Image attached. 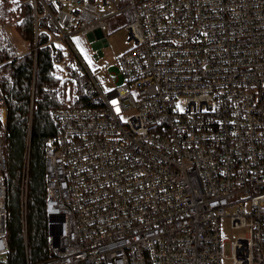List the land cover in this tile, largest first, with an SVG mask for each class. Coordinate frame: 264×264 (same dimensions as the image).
Here are the masks:
<instances>
[{"label": "built area", "instance_id": "1", "mask_svg": "<svg viewBox=\"0 0 264 264\" xmlns=\"http://www.w3.org/2000/svg\"><path fill=\"white\" fill-rule=\"evenodd\" d=\"M120 1L0 0V53L60 48L56 75L73 70L86 97L51 112L48 255L25 264H221L225 219L232 264H264V0ZM25 2L34 43L19 52L9 28L19 34ZM116 26L131 46L90 69L70 37L88 35L101 56ZM6 119L0 88V255Z\"/></svg>", "mask_w": 264, "mask_h": 264}, {"label": "trees", "instance_id": "2", "mask_svg": "<svg viewBox=\"0 0 264 264\" xmlns=\"http://www.w3.org/2000/svg\"><path fill=\"white\" fill-rule=\"evenodd\" d=\"M21 6V21L16 28L20 36L33 46L34 29L32 6ZM40 33L38 44L45 42ZM63 52L56 46L44 45L10 59L2 50L0 88L7 104L4 150L6 168V225L9 246L7 264L38 262L48 255V219L44 209V145L54 134L55 120L51 112L59 107L80 106L86 103L82 90L74 84L82 77L73 70L68 82H60L55 73V60ZM27 154V183L23 193L22 171Z\"/></svg>", "mask_w": 264, "mask_h": 264}, {"label": "rangeland", "instance_id": "3", "mask_svg": "<svg viewBox=\"0 0 264 264\" xmlns=\"http://www.w3.org/2000/svg\"><path fill=\"white\" fill-rule=\"evenodd\" d=\"M127 0H121L119 6H124ZM128 19H131V12H125ZM119 25V24H118ZM11 36L15 37V43L19 52H23L27 49V42L13 29L9 28ZM107 45L101 47L102 55L95 56L97 43L90 40V37L86 34H79L77 36H71L70 41L72 46L80 56V58L86 63L90 69L99 68L100 64L105 61L112 62L114 57L121 53L124 49L131 46V41L128 40L127 30L124 26L112 27L110 31H107ZM64 50L67 52L69 46L67 43H60ZM100 76L106 80L107 74L101 72ZM111 85L107 82V86ZM233 229L228 220L222 221V237L224 243V257L222 258L221 264H232V259L230 258V242L232 240V235L236 232ZM8 253L0 255V264H7Z\"/></svg>", "mask_w": 264, "mask_h": 264}, {"label": "snow or ice", "instance_id": "4", "mask_svg": "<svg viewBox=\"0 0 264 264\" xmlns=\"http://www.w3.org/2000/svg\"><path fill=\"white\" fill-rule=\"evenodd\" d=\"M13 2H15V0H13ZM179 107V106H178Z\"/></svg>", "mask_w": 264, "mask_h": 264}]
</instances>
